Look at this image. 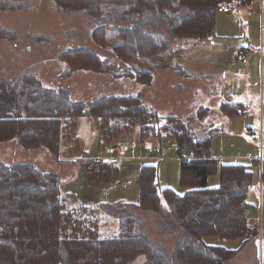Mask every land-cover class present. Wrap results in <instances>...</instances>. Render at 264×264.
<instances>
[{
  "label": "trees",
  "instance_id": "16d2710c",
  "mask_svg": "<svg viewBox=\"0 0 264 264\" xmlns=\"http://www.w3.org/2000/svg\"><path fill=\"white\" fill-rule=\"evenodd\" d=\"M261 2L264 81V0H53L56 9L82 13L95 21L93 39L114 56L102 59L84 48L62 52L58 59L65 70L58 79L90 70L87 62L97 65L91 68L97 73L146 86L162 69L185 75L177 64L180 50L172 46L173 40L212 39L222 6L232 11ZM28 9L26 0H0V11ZM0 36L14 35L0 32ZM239 49L245 50L248 61L247 49ZM219 110L227 117L244 116L246 105L226 102ZM209 114L208 108L201 107L186 118L163 116L146 106L140 95L73 101L69 90L46 86L30 73H20L15 80L0 77V143L15 141L24 149L44 148L59 162L66 145L77 142L81 118L96 119L98 148L102 152L111 148V155L119 154L112 148L115 141L137 128L138 144L154 138L157 154L170 147L180 155L177 183L184 191L162 188L158 168L148 164L140 168L137 202L72 205L60 193L57 174L30 163L0 161V264H227L257 233L247 211L254 180L251 166L256 161L245 165L211 157L209 138L199 137L188 127ZM261 149L263 157L262 145ZM110 165L114 164L100 167ZM109 171L95 177L109 183L116 176V165L112 176ZM214 176L218 186L208 188L207 181ZM129 208L156 213L161 225L166 217H173V225L183 234L171 254L164 243L147 236L143 219ZM204 238L239 244L228 248L208 244Z\"/></svg>",
  "mask_w": 264,
  "mask_h": 264
},
{
  "label": "rangeland",
  "instance_id": "374dc122",
  "mask_svg": "<svg viewBox=\"0 0 264 264\" xmlns=\"http://www.w3.org/2000/svg\"><path fill=\"white\" fill-rule=\"evenodd\" d=\"M26 1L31 9L0 11V32L14 35L0 36V77L15 80L20 73H30L46 86L67 88L72 100H83L85 103L103 96L140 95L146 106L164 116L182 114L181 117L186 118L195 115L199 108L206 107L210 109L208 118L203 122L189 123L188 127L199 136H204L210 130L211 151L215 156H222L225 163L240 162L247 165L249 158L260 153L261 145L264 147V82L260 77L262 43L258 12L242 10L239 16H234L235 10H232L228 15L218 14L216 38L186 39L178 43L177 46L181 48L180 69L196 76L195 79L182 81L180 74L163 69L164 72H160L146 86L130 78L98 74L91 70L97 66L92 62L85 64L90 70H79L72 77L58 79V75L65 70L64 62L58 59L62 52L84 48L102 59L112 60L114 56L109 49L99 46L93 39L92 32L96 23L90 17L56 9L53 0ZM253 6L259 8L258 3ZM239 45L248 48L250 64L247 67L231 62ZM63 60L66 61V58ZM182 83L190 88L178 91L177 84ZM248 85L251 88L246 90ZM153 90L159 92V98L152 95ZM225 102H241L246 105L245 117L225 121L226 117L218 109L219 104ZM218 120L223 124L216 128ZM208 122H212L215 128H209ZM98 134L96 119L81 118L77 123V142L66 145L59 162L44 148L24 149L15 141L0 143V161L7 165L30 163L45 172L57 174L60 193L72 205L95 207L100 203L117 205L137 202L140 167L151 163L158 168L162 188L183 192L177 186L180 155L168 152L165 147L164 155L157 154L159 147L154 138L150 140L153 148L138 144L137 128L133 133L119 137L112 145L113 151L121 148L122 152L119 153H122V160L116 164V176L109 183L99 182L98 174H103L105 170L112 172L114 165L100 167L97 171L83 168L87 160L111 156V148L105 152L98 148ZM201 149V154H204V148ZM241 155L246 156L233 158ZM138 157H149V160L145 162ZM261 165L256 162L251 166L254 180L247 195L249 221L254 224L257 233L227 264H251L255 261L264 264V225L257 219L260 202L261 212L262 209L264 211V180L260 183L259 179L260 172L264 173V153ZM217 186V176L210 177L207 187ZM127 211L139 215L143 219L147 236L155 242L164 243L167 252L171 254L174 244L180 241L183 234L178 225H173V217H166L161 225L160 218L154 212L136 208ZM203 240L208 244L228 248H236L239 244L217 238Z\"/></svg>",
  "mask_w": 264,
  "mask_h": 264
},
{
  "label": "crops",
  "instance_id": "0c3cea01",
  "mask_svg": "<svg viewBox=\"0 0 264 264\" xmlns=\"http://www.w3.org/2000/svg\"><path fill=\"white\" fill-rule=\"evenodd\" d=\"M261 5H262V2H261V4L260 3H258V6H259V8H256L255 6H251V7H248V8H245V9H242V8H240V9H236L235 10V13L233 14L234 16H239V14H240V12L242 11V10H244V11H248V12H255V13H257L258 12V15H259V17H260V39H261V20H262V8H261ZM256 9H257V11H256ZM221 14H223V15H228V14H231V11H229V10H227L226 12H219V15H221ZM216 34H217V32H216ZM217 37V35L214 37V38H216ZM174 42V43H173ZM180 42V41H179ZM179 42H177V41H172V46L173 47H175V48H179V50H181V48L180 47H178L177 45H178V43ZM247 42V41H246ZM262 43V42H261ZM239 48H246L247 49V52H248V48H247V46L246 45H239L238 47H237V49H239ZM262 48V47H261ZM261 48H260V55H261ZM237 49H236V51H237ZM248 54V53H247ZM181 63V58L179 57V59H178V65H179V67H180V63ZM231 62H234V61H231ZM235 64H238V65H240V66H245V67H247L246 65L247 64H250V61L248 60L247 62H246V64H239V63H237V62H234ZM260 65V77H261V80L263 81V62H262V58H261V63L259 64ZM169 70H171V69H169ZM164 72V70L162 69V70H159L158 72H156L155 74H154V76H153V79H152V81L154 80V77H155V79L157 78V76L159 75V73L160 72ZM172 71H175L176 73H177V71L176 70H172ZM167 72V71H166ZM184 72V71H183ZM185 73V75H182V74H180V76L182 77V81H186V80H188L189 78H192V79H195L196 78V76H192V75H190V74H188L187 72H184ZM98 74H106V73H98ZM179 74V73H178ZM108 75H111V74H108ZM59 76V75H58ZM112 76V75H111ZM72 77V76H71ZM8 80H13V79H8ZM264 82V81H263ZM152 83V82H151ZM184 85H186V84H177V90L179 91L180 89L181 90H185V89H187L188 90V88H190V86H184ZM262 85V84H261ZM249 88H251V86L250 85H248V87H246L245 89L247 90V89H249ZM65 89H67V88H65ZM68 90V89H67ZM153 92V96L154 97H156V98H159L158 97V95H157V93H159L158 91H155V90H153L152 91ZM70 97H71V95H70ZM142 97V96H141ZM143 98V97H142ZM72 99V98H71ZM144 100V99H143ZM74 101V100H73ZM77 101H79V100H77ZM83 101V100H82ZM226 103V102H225ZM227 103H232V102H227ZM234 103H241V102H234ZM242 104V103H241ZM220 105V104H219ZM218 109H219V106H218ZM209 111H210V109H209ZM219 112H220V110H219ZM220 114L221 115H223L221 112H220ZM181 115L182 114H176V115H172V114H170V115H165V116H178V117H181ZM246 115V114H245ZM245 115L244 116H232V117H227V116H225L226 117V119H225V121L226 120H228V119H233V118H242V117H245ZM164 116V115H163ZM224 116V115H223ZM188 117V116H187ZM183 118V117H182ZM208 118V117H207ZM206 118V119H207ZM205 119V120H206ZM204 120V121H205ZM208 123H210V126H209V128H219L223 123L222 122H220L219 120L217 121V123H216V125H215V127H213V125H212V122H208ZM222 123V124H221ZM209 134H210V130H207L206 132H205V135L204 136H199V137H202V138H209V146H208V148H209V154H210V156L211 157H213V158H216V159H218V160H221V161H224L223 159H221L222 158V156H215V155H213V153H212V151H211V137L209 136ZM150 140L151 139H149V140H146L145 141V145L146 146H149L150 148H153L154 146H152L153 144L150 142ZM157 144V143H156ZM167 149V151L168 152H176V151H173V150H171V148L170 147H167L166 148ZM162 153V155H164V153H166V151H162L161 152ZM261 153H262V149L260 148V153L258 154V155H256V156H254V157H252V158H249L250 160H255L256 162H257V164L258 165H261L262 164V159H263V157H262V155H261ZM122 153H119L118 155H119V157H118V155H111L110 157H107V158H116V157H118V158H121L120 157V155H121ZM184 155L186 156V154L184 153ZM192 156V155H191ZM191 156L190 157H188L189 159L191 158ZM246 155H241V156H235V157H233V158H242V157H245ZM248 156H250V155H248ZM231 156H228V158H230ZM260 157H261V159H260ZM139 158V157H138ZM139 159H141V160H143V161H148L149 160V157L147 158V157H141V158H139ZM122 160V159H121ZM225 162V161H224ZM119 163V161H117L114 165H116V164H118ZM14 164H17V163H14ZM152 164V163H151ZM150 164V165H151ZM144 165H148V164H144ZM143 166V165H142ZM141 166V167H142ZM140 167V168H141ZM262 168V165H261V167H260V169ZM178 174H179V170H178V173H177V179H178ZM93 177H95V175H93ZM259 179H260V183H261V181H263L264 180V173L263 172H260V176H259ZM263 183V182H262ZM177 186H178V183H177ZM170 189V188H169ZM173 190V189H172ZM183 190V189H182ZM184 192V191H183ZM182 192V193H183ZM181 193V194H182ZM259 208H260V210H259V213H258V215H257V219H259V222H260V220L262 219V216H264V211H263V209H262V212H261V208H262V205H261V202H260V206H259ZM255 208H253V210H254ZM249 221V220H248ZM250 223H252L251 221H249ZM253 224V223H252ZM264 225V224H263ZM244 249V247L240 250V252L242 251ZM240 252H238L236 255H238ZM235 255V256H236ZM232 260V259H231ZM255 262H259V261H255ZM255 262H253V263H255ZM253 263H251V264H253ZM260 264V263H259Z\"/></svg>",
  "mask_w": 264,
  "mask_h": 264
},
{
  "label": "built area",
  "instance_id": "2783aa9c",
  "mask_svg": "<svg viewBox=\"0 0 264 264\" xmlns=\"http://www.w3.org/2000/svg\"><path fill=\"white\" fill-rule=\"evenodd\" d=\"M221 10L226 12L227 7L222 6ZM233 60L236 62H240L242 64H245L247 62V55H246L245 50H243V49L237 50ZM114 151L121 152V148H120V150L117 148ZM260 159H261V157H260ZM119 160H120V158H118V157H116V158L99 157L96 159H90V160H87V163L85 164V168L87 167L88 168L87 170H90V171L93 169L97 171L100 168V166L108 165V164H115Z\"/></svg>",
  "mask_w": 264,
  "mask_h": 264
}]
</instances>
